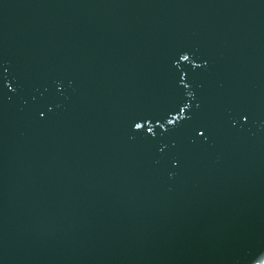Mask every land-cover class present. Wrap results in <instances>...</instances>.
<instances>
[{
  "label": "water",
  "instance_id": "1",
  "mask_svg": "<svg viewBox=\"0 0 264 264\" xmlns=\"http://www.w3.org/2000/svg\"><path fill=\"white\" fill-rule=\"evenodd\" d=\"M0 264H264V0H0Z\"/></svg>",
  "mask_w": 264,
  "mask_h": 264
}]
</instances>
